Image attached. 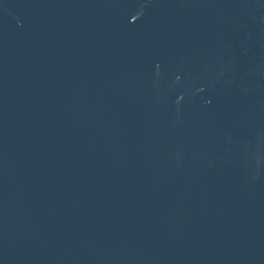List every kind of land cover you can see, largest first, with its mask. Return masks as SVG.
Returning a JSON list of instances; mask_svg holds the SVG:
<instances>
[{"label": "water", "instance_id": "1", "mask_svg": "<svg viewBox=\"0 0 264 264\" xmlns=\"http://www.w3.org/2000/svg\"><path fill=\"white\" fill-rule=\"evenodd\" d=\"M0 264H264V0H0Z\"/></svg>", "mask_w": 264, "mask_h": 264}]
</instances>
